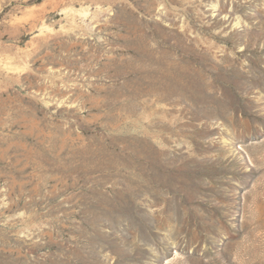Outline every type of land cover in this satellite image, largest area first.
I'll return each instance as SVG.
<instances>
[{
    "label": "rangeland",
    "instance_id": "374dc122",
    "mask_svg": "<svg viewBox=\"0 0 264 264\" xmlns=\"http://www.w3.org/2000/svg\"><path fill=\"white\" fill-rule=\"evenodd\" d=\"M0 264H264V0H0Z\"/></svg>",
    "mask_w": 264,
    "mask_h": 264
},
{
    "label": "bare ground",
    "instance_id": "6f19581e",
    "mask_svg": "<svg viewBox=\"0 0 264 264\" xmlns=\"http://www.w3.org/2000/svg\"><path fill=\"white\" fill-rule=\"evenodd\" d=\"M83 13L85 14V12L83 11Z\"/></svg>",
    "mask_w": 264,
    "mask_h": 264
}]
</instances>
